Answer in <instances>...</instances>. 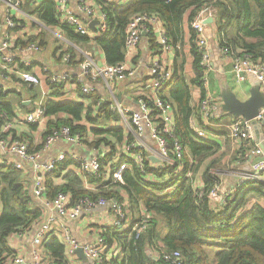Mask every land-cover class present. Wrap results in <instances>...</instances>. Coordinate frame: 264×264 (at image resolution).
Wrapping results in <instances>:
<instances>
[{"label": "trees", "instance_id": "obj_1", "mask_svg": "<svg viewBox=\"0 0 264 264\" xmlns=\"http://www.w3.org/2000/svg\"><path fill=\"white\" fill-rule=\"evenodd\" d=\"M97 1L101 4L107 24L106 31L100 36H80L65 26H61L60 30L81 48L86 46L84 49L91 51H95L92 47L99 48L108 65L124 62L125 31L132 17L155 15L162 20L166 36L174 49L184 41L183 26L185 23L189 25L195 73L192 83L202 87L201 55L196 47V35L191 24L198 11L207 6L217 10L215 22L222 36L221 47H229L235 53L248 55L254 63L264 64V0H126L123 5ZM28 10L47 25H57L56 8L51 0H43L39 7ZM36 40L37 38L32 37L28 43ZM41 45H44L43 40ZM76 54L72 50L71 62L74 65L83 60L76 58ZM177 58L178 53L168 96L164 95V90L159 95L172 107L175 118L174 136L183 148L182 158H175L177 164L164 170H156L148 159H145L143 167L146 175L162 177L170 174L172 179L157 182L141 179L142 173L135 160L126 155L117 156L114 149L116 142H131V135L120 130L96 128L103 121L118 120V115L113 114L107 104H101L98 115L92 117L90 107L84 105L86 96L80 95L75 101L66 100L58 85L49 87L50 90L56 88L52 92L56 99L47 101L46 116L67 114L68 119L56 122L57 128L68 126L72 134H79L85 139L91 133L93 139L84 140L87 147L105 146L110 150L99 158L100 175L88 179L95 186L94 192L83 189L81 177L73 170L78 165L68 157L58 163L47 176V196L53 198L60 192L70 194L73 200L87 197L122 201L119 193H124L131 204L142 203L152 219L139 236L132 229L135 225H122L103 231L106 242H116L121 250V256L113 261L114 264H167L151 255L162 251L180 252L182 264H209L207 250L214 253L213 264H264V182L251 180L239 183L221 205H215L207 199V193L219 184L216 170L220 167V161L215 158L200 174L202 186L194 187L195 177L201 167L206 160L218 155L220 146L203 138H196L189 128V120L193 114L190 89L183 75L184 63ZM91 97L93 102L98 99L96 95ZM0 111L11 114L10 109L5 106ZM83 119L93 126L88 128L85 124L81 125ZM241 143L245 144V147L239 149L243 152L242 149L245 148L241 154L243 159L245 152L251 150L253 145ZM168 144H172L171 139ZM114 161L117 163L113 164ZM180 163L183 164V171L175 175L174 171ZM121 164L129 166L124 171L121 182L112 183L110 179H104L105 171L109 168L113 171ZM189 170L191 177H186ZM172 185L175 188L169 191ZM198 193H201L200 197L197 196ZM31 206L32 200L23 186L20 172L12 166L0 165V264L12 253L8 245L9 237L14 233L26 232L40 219L41 211L32 209ZM44 248L55 263H65L64 248L57 237L48 238Z\"/></svg>", "mask_w": 264, "mask_h": 264}, {"label": "built area", "instance_id": "obj_2", "mask_svg": "<svg viewBox=\"0 0 264 264\" xmlns=\"http://www.w3.org/2000/svg\"><path fill=\"white\" fill-rule=\"evenodd\" d=\"M3 1V0H0ZM25 0H16L7 3V9L11 13L4 18L0 24V92L18 91L22 85H29L38 90L39 100L35 103L33 110L20 113L14 117H7L5 114L0 115V150L13 158L10 166L17 171H24L28 169L32 174L31 190L33 198L41 205V211L47 218H42L35 222L24 233H14L20 237V234H31V247L26 255L15 254L11 249V255L8 256L3 264H58L51 261L43 253L44 244L48 238L58 233V238L64 248V256L71 257L78 249H82L83 255L87 260V264H114L113 261L118 259L117 245L109 244L102 236L96 237L90 244L81 247L79 243L71 236L70 232L64 227L63 222L74 221L79 216L90 213L96 208H109L115 215V222L112 225H121L126 218L125 205L127 203L124 193H119L124 200L117 201L113 199H90L81 197L73 200L68 193H57L53 198L47 196L46 181L47 176L55 169L56 165L66 158H71L78 166L75 169L76 175L83 178L86 184H89L88 179L91 177H98L100 175L99 158L101 155L91 158L89 161L80 159V156L75 152L65 151L58 154L56 157L49 160H42L43 156L48 150L58 142H64L74 149H87L84 140H92V136L88 133L87 138H82L79 134H72L68 126H61L59 128L53 127L47 132H43L42 141L39 150L29 151V144L27 141L16 138L12 135L14 126L17 125H35L36 127H43L47 121L46 118V96L47 93L43 91L44 80L34 71L19 69L18 64L15 63L16 53L24 54H39L41 46L38 40L28 42L29 36L35 34L25 35L27 44L17 45L15 34L9 33L17 25L12 18L14 12L20 9V6ZM124 0H105L107 4L123 5ZM56 8L57 24L70 28L75 34L80 36L90 37L91 33L88 28L89 22H95L94 36L98 37L106 31V16L104 12L95 14V10L87 3L86 0H75L78 4L79 11L87 16V21L84 22L79 17L75 16L71 11L68 0H53ZM212 6H207L200 9L195 16L191 27L196 35V47L201 55V64L204 67L205 76L203 77V84H207V73L209 71V54L207 52V39L205 36L206 22L213 19ZM30 19L29 17H26ZM146 32H152L158 45L163 51L172 49L164 24L160 18L155 15H135L129 21L125 31V60L116 65L100 64L86 57L79 64V78L87 79L91 85H82L80 92L84 96H89L95 92L93 85L98 79L104 82L106 89L111 92V85L113 83H120L130 76L128 61L131 59L133 52L136 50L141 41L142 35ZM222 52L226 57L230 58L231 72L234 75L237 84L245 83L248 78L254 79L260 89L264 92V64L254 63L250 60L248 55H240L231 50V48H222ZM69 55L62 57V62L67 63ZM26 67L27 63H22ZM42 74L51 86H64L66 94L72 90L71 84L72 76L67 73L58 74L50 73L45 67L42 69ZM149 77L151 79L149 88L154 91L152 97H139L134 102V108L125 106L124 103L113 101L108 107L110 111L116 112L119 116V125L124 131L131 135L132 142L123 144V155H126L135 160L138 169L141 171V179L149 182L169 181L172 179L170 174H165L159 177L155 174H144L143 167L145 159L150 161V164L156 170H164L166 167H174L175 158L181 160L183 148L174 136L175 122L172 117L171 107L159 95V92L172 79L171 70L160 64L154 62L149 69ZM66 85H68L66 87ZM68 90V91H66ZM30 102V101H29ZM103 103V102H102ZM102 103H98L99 107ZM215 108V102L212 97H206L200 103V112L204 119H208L212 110ZM64 116L61 120L68 119L67 114L59 113ZM58 115V114H57ZM59 116V117H60ZM255 123L264 125V109H261L257 117L254 119ZM82 125V124H81ZM229 135L232 139L252 144V151L243 155V161L250 164V173L241 175L240 183L245 181L264 182V131L261 132V137L256 141L254 134V123L252 121H245L243 119H235L229 126ZM197 138H202L201 131H195ZM145 137H148L154 144L153 152L148 156L146 154ZM172 140V144H168V140ZM109 152L108 149L103 155ZM254 157H258L255 159ZM255 160H252V159ZM153 162H156L154 164ZM129 168L127 164H121L115 170L110 171V168L104 172V179H110L112 183L121 182L124 171ZM183 171V164H179L175 169L174 174L179 175ZM186 177H191V170L186 174ZM162 178V179H160ZM160 179V180H158ZM194 187L200 188L195 180ZM175 188L172 185L168 190ZM91 190L95 189L91 186ZM199 190V189H198ZM229 194L221 191L219 184L207 193V199L215 204L221 205ZM198 197L201 193L197 194ZM144 209V208H143ZM139 209V218L133 230L136 236H139L148 225L152 216L145 211ZM58 218L62 222H58ZM11 235V236H12ZM10 236V237H11ZM9 237V240H10ZM8 240V241H9ZM155 259L162 260L167 264H182V257L180 252H153L151 254Z\"/></svg>", "mask_w": 264, "mask_h": 264}, {"label": "crops", "instance_id": "obj_3", "mask_svg": "<svg viewBox=\"0 0 264 264\" xmlns=\"http://www.w3.org/2000/svg\"><path fill=\"white\" fill-rule=\"evenodd\" d=\"M16 0H3L0 1V21H4V18L8 16L11 11L7 8V3ZM43 0H25L20 9L14 12L12 18L13 21L17 25L13 28L9 33L15 34L14 38L17 40V45L20 44L24 45L27 44L24 40L25 35L35 34L29 36L30 38L35 37L40 43L41 52L39 54H24L21 55L19 52L16 53L15 63L18 64L19 69L30 70L37 73L39 76L42 77L44 80V88L43 91L47 93L46 96V103L47 101H53L56 99L55 95H52V92L56 89L53 88L52 90L49 87H53L50 83L45 79V76L42 74V69L45 67L49 70L50 73H67L68 75L72 76L71 85L72 90L70 93L66 94L65 87H61V94L66 100L75 101L80 95H83L80 92V87L82 85H91V83L85 78H79V64L74 65L71 62V52L74 50L76 54V58H83L89 57L93 59L97 65L106 64L105 59L103 57L102 52L99 48H94L93 50H86L84 48L79 47L77 44L70 41L67 37L66 33L60 30L61 25L57 24L54 25H47L46 23L42 22L35 16L33 13L30 12L28 9H33L34 7H39L40 3ZM53 2V0H51ZM87 3L95 10V14H99L102 11L101 4L97 0H86ZM103 3L107 4L105 0H100ZM126 0L123 1L125 4ZM54 4V2H53ZM69 7L73 14L79 17L84 22L87 21V16L83 15L79 9L78 4L75 0H68ZM55 5V4H54ZM213 13V19L206 22L205 27V36L207 39V52L209 54V71L207 73V84H203V77L205 76V69L203 68L202 72V87H199L192 83V80L195 78V73L193 70V55L191 54V44L190 40V30L189 25L185 23L183 26L184 29V41L182 44L177 46V49L171 47L172 49L168 51H163V49L158 45L155 36L152 32H146L142 35L141 41L138 44L136 50L133 52L131 59L128 61V67L130 70L131 75L126 77L124 81L120 83H113L111 85V92L106 89L104 82L101 79H98L93 85L95 86V92L89 96H86L87 99L84 102L85 106L90 107L92 117L98 115L99 112V105L98 103L107 104L108 107L113 103V101H118L124 103L125 106L134 108V102L139 97H152L154 91L149 88L150 84V77H149V69L152 67L154 62H159L162 65L167 66L171 72L173 77V65L175 58L178 53L177 60H182L183 65V75L184 78L189 86L190 89V105L193 109V114L189 120V128L195 135V131H201L203 133V139L215 143L220 146V152L218 155H215L213 158H210L205 161L204 165L201 167L200 172L195 177L196 184L201 187L202 181L200 179V174L204 167L215 158L219 160L220 167L216 170L219 175V188L221 191H224L230 194L232 191L240 183L241 175L249 174L251 171L250 164L246 163L242 160L241 154L245 151V148L242 149L243 152H240L239 149L245 147L243 143L239 140L232 139L229 135V126L230 124L236 119L232 115L224 113L221 110V106L223 104L222 101V92L225 90H230L234 93L237 98L244 101L249 97V92L251 89L257 86V83L252 78H248V80L239 85L236 83L234 75L231 72V62L230 58L226 57L221 49L220 40L222 38L221 33L219 34V29L217 28V23L215 22V17L217 15V10L215 8H211ZM29 17L30 19H27ZM91 22H89L90 24ZM88 24V28H89ZM95 26V25H94ZM93 26V29H94ZM53 28L58 29L60 34H56L53 32ZM90 29V38L94 36V30ZM233 29H231L232 31ZM42 36V37H41ZM221 36V38H220ZM52 37H56L59 39L61 44L54 47L52 51H46L47 45L52 43ZM29 38V39H30ZM28 39V40H29ZM44 42V45H41V42ZM64 55H69V61L67 63L62 62V57ZM82 60V61H83ZM77 61V60H76ZM29 64L28 67L23 65L22 63ZM201 62V59H200ZM171 81L164 86L162 90L165 96H168V90L171 86ZM66 85V87L68 86ZM170 85V86H169ZM27 88V89H26ZM260 88V87H259ZM204 90V91H203ZM68 91V90H66ZM260 91L264 94V92L260 89ZM15 94L19 99L18 109L15 111L9 105H4L8 109H10L11 114L9 115L5 111H0L1 114H5L7 117H14L17 114L25 113L28 111L33 110L35 107V103L39 100L38 98V90L34 87L29 85H22L19 87L18 91H8V92H0V96L6 97L9 95ZM93 95L98 96L96 102H93ZM212 97L215 102V108L212 110V113L209 115L208 119H204L202 113L200 112V103L206 98ZM30 101V102H29ZM166 102V101H165ZM170 105V103L166 102ZM3 107V106H2ZM171 107V105H170ZM1 109V108H0ZM113 114L118 115L116 112H112ZM172 117L175 122L174 113L171 107ZM60 114L56 116H48L46 118L47 123L43 126L41 131H38L35 125H17L14 126L12 130V135L16 138L25 140L28 142L30 151H37L40 148V143L42 141L43 132H47L51 130L53 127H56V122L61 120L64 116H60ZM68 117V115H67ZM120 116L118 115V120L111 119L110 121H103L102 123L98 124L96 128H106L111 130H120L121 132L127 134L123 127L119 125ZM240 119V118H238ZM1 123V120H0ZM82 125L85 124L90 127L91 125L85 119L82 120ZM49 125L51 128L49 129ZM31 126H35L32 128ZM208 129V130H207ZM205 130L207 133H210L212 137H205ZM264 131V125L260 123H254V134L256 141L260 139L261 132ZM91 134V133H90ZM92 136V135H91ZM197 138V137H196ZM145 144L148 148L146 149V154L150 156L155 148L153 142L148 138L145 137ZM226 141L229 143V154L226 155L223 159V155H219L222 151L227 147ZM132 142V141H131ZM125 141L116 142L115 145V153L117 156H123V144ZM128 143V142H127ZM250 146V145H248ZM106 149L110 150V148L105 146H100L98 148H87V149H75L72 150V146L64 142H58L53 145L48 152L43 156L42 160H49L56 157L58 154L65 152V151H72L77 153L80 156V159L84 161H89L91 158L97 157L99 155H103ZM251 150H247L246 153L251 152ZM228 152V151H225ZM109 153V152H108ZM225 158L227 160H225ZM258 159V157H254ZM252 160H255V159ZM13 162V158L9 157L8 154L4 153L0 150V165L10 166ZM117 163L116 161L113 164ZM156 164V162H153ZM74 170V169H73ZM219 171V172H218ZM20 176L22 178L23 186L28 190L31 200H32V209H39L41 211V205L33 198L31 184H32V174L28 169L24 171H19ZM76 174V173H75ZM82 180V187L88 192H94L93 189L91 190V186L95 189V186L92 184H86ZM107 180V179H105ZM59 183V182H58ZM127 203L125 205L126 209V218L121 225H112L115 222V215L109 208H96L90 213L84 214L79 216L74 221H65L63 222L64 227L70 232L71 236L79 243L81 247H84L87 244L96 239L98 236H103V231L110 228H116L122 225H135L139 218V209H143V205L141 202H134L131 204L128 197H125ZM124 198L122 199L123 202ZM43 210V209H42ZM144 210V209H143ZM48 213L43 214L41 211L40 219L47 218ZM39 219V220H40ZM58 222H62L61 219L58 218ZM35 225V224H32ZM133 229V228H132ZM52 237H59L58 233ZM31 236L32 233L29 234H20L19 236L12 235L10 240L8 241V245L10 249H12L15 254L26 255L30 250L31 247ZM51 237V238H52ZM60 239V238H58ZM60 242V241H59ZM61 243V242H60ZM110 244V243H109ZM112 244L117 245V254L121 256V250L119 245L116 242ZM79 250V249H78ZM82 251V249H80ZM43 253L47 258L51 261L49 253L43 248ZM28 259V257H27ZM64 264H87V260L85 259L83 252L81 255H78L76 252L69 258L65 256Z\"/></svg>", "mask_w": 264, "mask_h": 264}, {"label": "water", "instance_id": "obj_4", "mask_svg": "<svg viewBox=\"0 0 264 264\" xmlns=\"http://www.w3.org/2000/svg\"><path fill=\"white\" fill-rule=\"evenodd\" d=\"M94 25L95 22L90 23L89 28L93 29ZM222 101L221 110L224 113L230 114L236 119L240 118L253 123H255L254 119L260 110L264 109V94L260 91L258 85L250 90L249 97L244 101L237 98L230 90L222 92ZM81 252L80 249L76 251L78 255H81Z\"/></svg>", "mask_w": 264, "mask_h": 264}, {"label": "rangeland", "instance_id": "obj_5", "mask_svg": "<svg viewBox=\"0 0 264 264\" xmlns=\"http://www.w3.org/2000/svg\"><path fill=\"white\" fill-rule=\"evenodd\" d=\"M53 32H55L56 34H60L58 29L53 28ZM61 44V42L59 41L58 38L56 37H52V43L47 45L46 51H52L54 49L55 46ZM27 89V88H26ZM18 103H19V99L17 97V95L12 94L6 97L0 96V108L4 105H9L13 110H17L18 109ZM38 131H41L43 129V127H37ZM208 130V129H207ZM207 130H205V137L206 139L208 137H212L210 133H207ZM226 148L222 151V153H220L219 155H223V159L226 155L229 154V143L228 141H226ZM228 151V152H225ZM225 160H227L225 158ZM77 169V167L74 168V170ZM61 183H64L62 180L60 181ZM208 251V263L209 264H213L214 262V253L213 251L207 250Z\"/></svg>", "mask_w": 264, "mask_h": 264}]
</instances>
